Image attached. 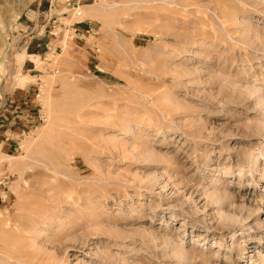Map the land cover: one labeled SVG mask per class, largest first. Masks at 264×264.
<instances>
[{
    "label": "rangeland",
    "instance_id": "374dc122",
    "mask_svg": "<svg viewBox=\"0 0 264 264\" xmlns=\"http://www.w3.org/2000/svg\"><path fill=\"white\" fill-rule=\"evenodd\" d=\"M0 264H264V0H0Z\"/></svg>",
    "mask_w": 264,
    "mask_h": 264
},
{
    "label": "crops",
    "instance_id": "0c3cea01",
    "mask_svg": "<svg viewBox=\"0 0 264 264\" xmlns=\"http://www.w3.org/2000/svg\"><path fill=\"white\" fill-rule=\"evenodd\" d=\"M25 100H27V99L22 100V102L20 100L15 102L16 106L21 107V109L19 111L14 110V112H16V115L12 117L14 119L13 121H15L16 119H21V120H26L28 122V121H32V119H34L33 117H31L32 115H30V113L27 109L28 104L25 102Z\"/></svg>",
    "mask_w": 264,
    "mask_h": 264
},
{
    "label": "bare ground",
    "instance_id": "6f19581e",
    "mask_svg": "<svg viewBox=\"0 0 264 264\" xmlns=\"http://www.w3.org/2000/svg\"><path fill=\"white\" fill-rule=\"evenodd\" d=\"M243 169H244V168H243ZM238 171L241 172V171H243V170H242V168L240 167ZM239 172H238V173H239ZM231 173H233L232 170H231ZM242 173H243V172H242ZM241 175H243V174H241ZM239 176H240V173H239ZM240 177H241V176H240ZM254 178H255V177H254Z\"/></svg>",
    "mask_w": 264,
    "mask_h": 264
}]
</instances>
